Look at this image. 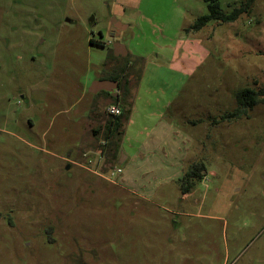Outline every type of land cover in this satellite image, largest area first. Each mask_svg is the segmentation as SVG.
<instances>
[{"label": "rangeland", "instance_id": "1", "mask_svg": "<svg viewBox=\"0 0 264 264\" xmlns=\"http://www.w3.org/2000/svg\"><path fill=\"white\" fill-rule=\"evenodd\" d=\"M208 11L202 0H0V264H264V104L220 120L236 92L264 86V0L191 30ZM113 19L126 28L111 38ZM116 74L136 87L120 159L163 117L182 148L154 151L170 181L139 177L148 167H131V183L110 176L114 101L88 89ZM199 163L183 196L176 180Z\"/></svg>", "mask_w": 264, "mask_h": 264}, {"label": "trees", "instance_id": "2", "mask_svg": "<svg viewBox=\"0 0 264 264\" xmlns=\"http://www.w3.org/2000/svg\"><path fill=\"white\" fill-rule=\"evenodd\" d=\"M209 5V11L207 14L198 17L191 30L199 31L210 21H219L223 23L234 22L240 14L246 12V9L253 3L254 0H247L245 7L234 9L232 12L225 14L220 11L218 6L219 0H202ZM96 45H100L99 42L90 41ZM123 73V71H122ZM111 80H119V93L116 98H113L110 94L103 92L106 96H109L114 103H119L122 109V114L119 117L109 116L104 126V140L106 143V157L110 167L116 166L118 155L120 152V140L122 138V125L126 122L131 103L128 101L131 97V82L129 79L123 78L121 74L112 75ZM236 109L229 113H224L220 116L221 121H231L244 116L246 112L252 109L254 106L264 104V86L260 89L243 88L235 94ZM204 168L202 163L192 164L185 170L183 176L176 182L180 186L182 195L187 194L196 184L197 181H201V172Z\"/></svg>", "mask_w": 264, "mask_h": 264}, {"label": "crops", "instance_id": "3", "mask_svg": "<svg viewBox=\"0 0 264 264\" xmlns=\"http://www.w3.org/2000/svg\"><path fill=\"white\" fill-rule=\"evenodd\" d=\"M109 44V43H108ZM124 47V46H123ZM123 51V50H122ZM124 52V51H123ZM128 54L125 51V55L121 56V57H126ZM115 57H119L115 55ZM128 70V69H126ZM126 70L124 69V74H126ZM123 74V75H124ZM112 76V75H111ZM123 77V76H122ZM100 80H111L109 79H100ZM114 81V80H111ZM118 82V87H119V80ZM136 89V87H135ZM135 89L131 90V97L129 98V102L131 103L130 106V112H129V116L128 118L131 119V115H132V111L134 109V93H135ZM116 93H119V89L116 90ZM109 94V93H108ZM106 96V95H105ZM113 98V95H111ZM164 104H166V102H164ZM108 105H114L117 106L121 109V106L119 103H113V104H108ZM121 114H122V109H121ZM128 118L126 120V122L123 123L122 125V138L120 140V152L119 155L121 154V146L123 145V141L125 135L124 133H126V125L129 126L130 123H128ZM177 130L176 128L171 125L169 122L165 121L163 117H160L155 124L152 126V128L150 130H148V132H146L143 135V139L141 140H137L135 143L137 144L136 148H135V154H127L126 156H121V159L118 155V160H117V164L116 167H119L121 169V177L119 179H121L122 181H126L127 183H131L130 181H132V177H133V173L131 172V167H135L136 169L142 170V167L146 168L148 167L149 172L147 171H141V175H139V177L145 179L146 177H150L149 175L151 174V172L153 173V175H158V177H154L153 179L156 181L158 179H165V180H171L172 177L174 178L173 173H169V176L166 177H161V174L164 172V169L162 168V166L164 165L162 163V159L160 157V160H157V155L154 156L156 150H159L161 152H163V154L165 156H163L164 158H168L169 154V148L168 146H170V151H176L178 153H180L182 151L181 148V143L178 142L177 144ZM141 136V135H140ZM165 145V147L163 146ZM164 147V148H163ZM160 153V152H159ZM151 155V156H150ZM153 155V156H152ZM161 155V153H160ZM120 159V160H119ZM127 161L126 167H124V169L122 168V166H118V165H122ZM172 168L174 167V165L171 166ZM151 171V172H150ZM181 177H182V173H181ZM135 180V178H134ZM177 181V180H176ZM146 189V188H144ZM186 195V194H185ZM183 195V196H185Z\"/></svg>", "mask_w": 264, "mask_h": 264}, {"label": "water", "instance_id": "4", "mask_svg": "<svg viewBox=\"0 0 264 264\" xmlns=\"http://www.w3.org/2000/svg\"><path fill=\"white\" fill-rule=\"evenodd\" d=\"M115 21V19L112 20V23ZM113 38V37H111ZM124 52H123V51ZM124 56L125 55V49L123 45L121 44H115L114 45V56ZM118 89V82L117 81H111V80H97L93 81L88 89V92L90 94H97L99 92H106L114 97L117 96L116 90Z\"/></svg>", "mask_w": 264, "mask_h": 264}, {"label": "flooded vegetation", "instance_id": "5", "mask_svg": "<svg viewBox=\"0 0 264 264\" xmlns=\"http://www.w3.org/2000/svg\"><path fill=\"white\" fill-rule=\"evenodd\" d=\"M37 23L38 22L36 20L35 24H37ZM94 24H95L94 20L92 22H90V25H94ZM125 28H126L125 25L121 24L120 22H118L115 19V21L113 23H111V25H110V37H115V36L119 35V33ZM119 57H121V55H119ZM177 231H178V229L176 228V226L173 225L172 228L169 230V233L174 234V232L176 233Z\"/></svg>", "mask_w": 264, "mask_h": 264}, {"label": "built area", "instance_id": "6", "mask_svg": "<svg viewBox=\"0 0 264 264\" xmlns=\"http://www.w3.org/2000/svg\"><path fill=\"white\" fill-rule=\"evenodd\" d=\"M105 112L107 115L111 117H119L121 115V109L117 106L114 105H109L106 109ZM121 174V169L119 167L114 168L110 172V176L112 177L113 175H120Z\"/></svg>", "mask_w": 264, "mask_h": 264}]
</instances>
